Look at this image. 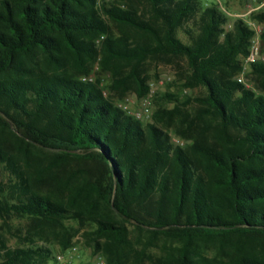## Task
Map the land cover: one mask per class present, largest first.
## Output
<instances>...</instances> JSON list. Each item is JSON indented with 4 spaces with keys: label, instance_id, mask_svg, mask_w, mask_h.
<instances>
[{
    "label": "trees",
    "instance_id": "obj_1",
    "mask_svg": "<svg viewBox=\"0 0 264 264\" xmlns=\"http://www.w3.org/2000/svg\"><path fill=\"white\" fill-rule=\"evenodd\" d=\"M254 36L215 1L0 0V264L57 262L81 231L107 264H264ZM149 60L201 94L158 92L144 124L112 92L146 95ZM98 62L109 84L83 80Z\"/></svg>",
    "mask_w": 264,
    "mask_h": 264
},
{
    "label": "rangeland",
    "instance_id": "obj_2",
    "mask_svg": "<svg viewBox=\"0 0 264 264\" xmlns=\"http://www.w3.org/2000/svg\"><path fill=\"white\" fill-rule=\"evenodd\" d=\"M110 2L111 0H106ZM218 2L222 4L224 10L227 11V15L230 16L233 20L235 19H244L245 22L255 31V36L259 38L261 54L264 57V43L262 42V34L264 33V23H256L250 19L252 12L264 8V0H204L206 5L211 4L212 2ZM229 27V26H228ZM184 38V37H183ZM185 39V38H184ZM250 65L244 60L243 70L237 76L238 81H241L248 88L253 89L258 94L264 95L263 84L260 83L254 75L251 74ZM177 70L174 66L166 64L159 60H149L143 69V76L148 78L149 91L146 95L140 97L135 92H126L124 94H117L115 91L112 92L115 95L116 104L128 115L140 120L144 124L152 122V115L155 110L154 98L158 92H164L171 90L172 92L177 93L183 100H186L187 97H195L198 94H201L200 89L188 90L185 88L173 86L170 88L167 84L177 79ZM85 78H91V81L100 80L104 84L110 83V74L106 71H102L99 65V62L94 65L92 72L89 76ZM90 81V80H89ZM106 95L109 93L106 91ZM127 97L131 98V103L127 105V109H124V102ZM173 105H171L172 107ZM174 142L176 144L185 143L184 141L174 137ZM11 231L7 232L10 244L14 245L17 243L18 239L16 238V229H24L25 225L22 223H13ZM83 231L77 234L74 238L75 246L78 247L80 257L73 262V264H89L94 261L96 256H101L97 254L93 256L92 251L84 247ZM221 249L219 242H211L207 245L205 252L208 257H214L215 254ZM61 252L56 248V255H59ZM52 264H66L58 263L53 261Z\"/></svg>",
    "mask_w": 264,
    "mask_h": 264
},
{
    "label": "built area",
    "instance_id": "obj_3",
    "mask_svg": "<svg viewBox=\"0 0 264 264\" xmlns=\"http://www.w3.org/2000/svg\"><path fill=\"white\" fill-rule=\"evenodd\" d=\"M219 2V1H218ZM221 8H223L222 4H220ZM264 61V57L261 54V49H260V42L259 38L257 36H254L252 41H251V47H250V54L246 59V62L248 64L250 63H255L258 61ZM84 81L87 80H92L91 78H84ZM131 103V98L127 97L124 102V109H127V105ZM80 257L79 250L77 246H74L70 248L67 252L65 253H60L57 255V262L58 263H66V264H73L76 259ZM89 264H107V262L101 257V256H96L94 261L89 263Z\"/></svg>",
    "mask_w": 264,
    "mask_h": 264
}]
</instances>
